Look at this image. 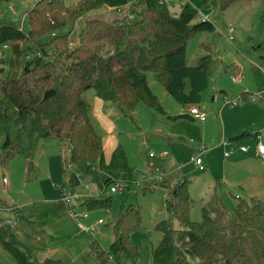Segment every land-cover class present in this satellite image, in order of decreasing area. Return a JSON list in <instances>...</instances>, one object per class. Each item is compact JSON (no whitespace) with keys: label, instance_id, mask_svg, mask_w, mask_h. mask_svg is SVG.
<instances>
[{"label":"trees","instance_id":"obj_1","mask_svg":"<svg viewBox=\"0 0 264 264\" xmlns=\"http://www.w3.org/2000/svg\"><path fill=\"white\" fill-rule=\"evenodd\" d=\"M218 1L226 10L242 0ZM103 8L120 9L122 15L113 20L87 19L75 33L81 20ZM214 31V24L198 17L189 3H182L174 15L164 0H79L71 6L62 0H38L23 23L0 16V48L12 51L8 74L0 68V93L7 100L0 101V122L12 104L18 109L19 132L32 117L39 138L64 142L67 166L75 167L69 175L70 187L80 185L79 174L103 193L83 199L81 207L110 210L112 197L105 195L107 189L136 182L137 174L121 144L106 159L85 93L94 90L99 99L114 103L127 116L141 101L165 113L147 82L146 74L152 72L177 102L197 105L209 85L214 60L205 56L196 65H188L187 40L192 33ZM179 117L194 119L189 113ZM18 151L7 133L0 164L6 165ZM32 169L30 162L28 172ZM189 183L184 179L163 185L170 193L166 210L180 228L174 229L170 218L156 224L161 238L152 247V264H264V200L237 197L236 210L231 212L215 194L202 206L201 221L194 222ZM59 205L67 207L61 200ZM115 218L114 241L108 250L93 242L92 255L101 264L117 255L139 264L141 249L131 236L143 229L140 209L124 203ZM8 233L0 227V247L16 264H65L61 259L25 253Z\"/></svg>","mask_w":264,"mask_h":264},{"label":"rangeland","instance_id":"obj_2","mask_svg":"<svg viewBox=\"0 0 264 264\" xmlns=\"http://www.w3.org/2000/svg\"><path fill=\"white\" fill-rule=\"evenodd\" d=\"M37 1L0 0V14L13 20L25 19ZM62 1L71 6L79 0ZM165 2L173 13L179 12L181 4L187 2L197 10L198 17L208 16L207 20L215 26L214 32H195L187 40L188 65H196L198 60L205 56L214 60L208 71L209 85L202 92L201 101L197 105L208 106L206 108L212 107L211 95L219 90L229 92L232 97H239L244 92L257 93L260 88H264V0H242L226 10L220 8L218 0H213V2L211 0H165ZM11 8L14 10L13 12L10 10ZM120 12L118 9L110 8L91 12L77 24L75 33L83 28L84 21L87 19L113 20L122 15ZM230 28L233 29L232 32ZM231 35L233 36L232 41L229 39ZM49 38L48 36L45 40H49ZM11 54L12 51L9 48H0V68L4 69L5 75L9 71ZM1 59L3 60L1 61ZM231 65L242 69L240 73L236 74L240 78L237 83L231 81L232 73L225 70L226 66ZM146 77L151 91L157 96L165 113H160L146 101H141L127 116L114 103L100 100L94 90L85 93L86 99L92 104L91 117L96 124L97 133L103 138V147L105 146V149L108 150L115 144H121L129 166L136 171L135 181L141 183L121 184L122 187H117L118 190L115 193H111L110 189H107L105 195L112 197L111 209L99 213L94 211L95 215L99 214V218L110 225L102 226L101 245H107L104 248H108L113 242L112 225L116 220L114 216L122 205L124 203L133 204L140 209L143 229L133 233L131 241L136 246L142 247V257L144 255L142 264H149L150 247L157 245L161 238L155 228L157 223L170 218L172 227L180 228L178 221L171 217L166 210L165 202L170 198V193L163 185L172 184L177 180H188L190 182L189 190L194 201L190 217L192 221L200 222L202 219L201 208L212 198L210 193L213 191L209 186L213 176L211 172L216 171L219 176L222 174L224 153L231 152L230 156H232L236 151L241 152V146L245 147L247 152L250 150L247 141L237 142V144L226 148L219 144L222 149L216 150L219 147L216 146V148L214 143L212 144L214 129L215 127L219 128L221 137L225 120L223 113L226 111L217 115V121L213 115H210L205 121L180 118L179 116L188 114L190 109L197 105H182L177 102L157 81L154 73L148 72ZM243 86L247 87V90L243 89L241 92ZM0 101H7L1 93ZM97 101H100L102 106ZM248 101L254 102L249 98L247 101L242 100L238 105H248ZM238 105L225 107V109H236ZM9 106L8 116L0 122V159L7 133L11 140L17 143L19 151L6 165L0 164V200L2 201L0 207L7 209L14 206L17 211L0 212V227L4 229H9L14 224L15 215L18 214V211L21 212L22 206L27 202L31 201L32 204H37L53 199L60 201L61 186L69 188V175L75 172L74 166H67L69 159L66 158L65 161V143L52 138H39L32 117L28 119L25 128L19 132L18 109L12 104ZM99 116L106 118V127L102 128L99 124ZM240 119L246 122L252 119L259 121L261 117L256 107L246 106V110L236 121ZM261 129L264 130V125ZM222 138L236 143L233 139L229 140L224 136ZM219 139L215 143H220ZM199 144L207 147V150L201 154L204 170H200L190 162L191 156L198 153ZM211 152H213L212 157L209 156ZM150 153L153 154L152 157H150ZM249 161L250 166L255 164V168L264 171V164L261 161L260 163L254 160ZM30 162L33 169L28 172ZM151 167L159 169L166 175L165 183L155 185V182L148 178ZM63 170L67 172L64 174ZM261 175L262 173L259 174L251 167L249 173L243 174L247 179L246 186L252 187L255 177ZM72 190L75 194H82L86 197L84 200L98 198L103 194L97 186L84 177L81 179V185ZM221 194L228 210L235 212L237 199L226 192H221ZM78 203L80 201L75 199L67 206L73 207L76 210L74 213H83L84 210L82 211L78 207ZM119 257L122 256L119 255ZM119 257L117 258L121 261ZM0 262L16 264L15 260L1 247ZM128 263L131 264L130 261Z\"/></svg>","mask_w":264,"mask_h":264},{"label":"crops","instance_id":"obj_3","mask_svg":"<svg viewBox=\"0 0 264 264\" xmlns=\"http://www.w3.org/2000/svg\"><path fill=\"white\" fill-rule=\"evenodd\" d=\"M173 14L178 15L179 12ZM239 68L240 67L235 65L232 68H230L229 71L226 70L229 73H232L231 81H232V77L236 76L237 73H240L242 71V69ZM239 79L240 78L237 75V80L235 82L233 81L232 82L237 83ZM243 89L247 90V87L244 88L243 86V88H241V92ZM216 92L225 93L229 96L231 95L229 92L224 90H219ZM258 92H262V95L260 97H257L254 100V102L248 101L247 103L248 105L244 104L239 106L241 104L240 103L238 105V108L232 110L225 108L221 109L218 104L212 103L211 99L210 101L212 103V107L210 108H206L208 106L200 107L199 105H197L199 108L208 112V117L210 115H213L216 118V121L218 119L217 115L218 114L220 115L221 112L223 113L226 111V113H223V116H225V120H224V128H223L222 136L220 137L219 135V128L215 127L214 129L213 142H212V144L214 143V147L216 146L219 147L220 143H215V142L216 140L219 139V137H220L219 139L220 142L223 136L227 137V139L229 140L230 139L235 140L236 138L242 137L241 142L247 141L249 144L248 145L250 149L249 152L242 153L236 151L234 155L227 158L225 157L223 159L224 167L222 174L220 176L216 171L211 172L213 176L211 178L212 181L210 182L209 186L211 191L213 192H211L210 195L214 196L216 194L217 196H219L223 204L225 202L222 198L223 196L221 192H226L228 195H231L236 199L238 198L249 199L254 197L264 200V171H260V169L255 168L254 167L255 164L250 166V161H249V160H254L258 163H260L261 161L264 164V161H262L256 155L255 152L256 143L260 139L262 140V136L264 135V130L261 129L262 125H264V88H260V90L257 91V93ZM247 93L244 92L243 94H241L243 95L244 101L249 100L250 94H252L250 92ZM230 97H232V95ZM97 103L101 104L102 106V103H100V101H97ZM246 106L256 107L260 114L261 119L259 121L252 119L251 121H247V122L242 119L236 121V119L239 118L241 114L246 110ZM101 116H99L100 119L99 124L103 128V126L106 127L105 125L106 118L104 116L103 117ZM94 126L97 131L95 123ZM117 145L118 144H115L114 146L109 147L108 150L105 149L104 146V153L107 160L110 159ZM218 149L221 150L222 148L219 147L216 150ZM192 150L194 151L193 148ZM209 156L212 157L213 152H211ZM251 167L257 170L259 174L262 173V175L259 177H255L253 181V186L249 187L246 186L247 179L245 178V176H243V174L245 172L249 173L251 171ZM67 189L72 190L71 187ZM0 202L2 201L0 200ZM78 207L82 211L84 210L83 214L85 212L87 213L86 216H84L83 218H81L80 216L79 218L73 216L72 212L76 210L71 206L69 207L67 206L65 209H61L59 205V201L56 199H53L52 201L49 202L37 203V204L36 203L32 204L31 201L27 202L22 206L21 212L18 211V214L15 215V220L17 221L16 226L6 229L9 232L8 237L10 241L14 245L19 247L22 251H24L27 254H34L40 259H45L47 257L57 258V259H61L65 264H101L100 261L94 255H92L91 245L93 242L96 241L99 243L100 248L103 250H108L111 245L110 244L108 248H104L107 245L106 246L101 245V241L103 238L101 229L102 226L107 227L108 224L105 223V221L99 223V221L102 219L99 218V214L95 215L97 211L99 213L104 209L94 210L96 212L89 211L86 208L81 207V202L78 203ZM104 211H109V210H104ZM86 228L88 229L95 228L96 231L95 233H91L85 230ZM112 241H114V238ZM152 247L153 246L150 247V251L148 253L149 264H152V253H151ZM141 248L142 247H140V249ZM142 253L143 250L141 249V254ZM117 257H119V255L115 257H110L109 260H107L103 264H129L128 263L129 260L126 259L124 256L119 257L121 261L118 260ZM143 258L144 255L142 259H140L139 264H142ZM145 259L147 261V254L145 255Z\"/></svg>","mask_w":264,"mask_h":264},{"label":"built area","instance_id":"obj_4","mask_svg":"<svg viewBox=\"0 0 264 264\" xmlns=\"http://www.w3.org/2000/svg\"><path fill=\"white\" fill-rule=\"evenodd\" d=\"M213 2V0H211ZM12 12L14 11L12 8L10 9ZM120 9H118L119 11ZM0 16H3L2 14H0ZM26 18V17H25ZM204 19H207L208 16H203ZM21 22H24V19L21 20ZM231 32H232V28ZM229 39L232 41L233 40V36L231 35L229 37ZM237 80V76L232 77V81L235 82ZM262 95V92H258V93H252L250 94V98L252 100H255L257 97H260ZM211 100L213 103L218 104L220 106L221 109L225 108V107H236L242 100H243V95L239 96V97H230L229 95L225 94V93H219L216 92L212 95ZM189 114L196 120L198 121H205L208 118V112L199 108L198 106H193L190 111ZM223 147H228V146H232V143L229 142L228 140L222 138L221 143H220ZM207 150V147L205 145H199L198 147V153H195L194 155L191 156L190 158V162L192 164H194L196 167H198L200 170H204V166H203V161L201 159V154L204 153ZM241 152H247V149L243 146L240 147ZM231 152H225L224 156L227 158L230 156ZM256 154L257 156L264 161V143L263 141L260 139L257 143H256ZM152 153H150V157H152ZM149 172H148V178L151 179L153 182H162L165 180L166 175L161 172L159 169H155L153 167L149 168ZM77 180L79 181L80 185H81V179L82 176L77 174L76 175ZM137 184H141L140 182H136ZM79 185V186H80ZM96 186V185H95ZM117 187H122L121 184H117L112 186L110 189L111 193H115L117 192L118 188ZM122 189V188H120ZM93 197V196H91ZM86 198L84 197L82 194H75L73 190L71 189H64L62 191V197H61V201L65 204V205H69L71 201L73 200H79L80 202L83 201V199ZM3 211H9V212H14L17 211V208L14 206H11L10 208L4 209L2 207H0V212ZM86 212L83 214H75L74 212H72L73 216H76V218H79V216H86ZM103 220H100L99 223H102ZM17 224V221H14V224L11 225V227H15ZM85 230H87L88 232L91 233H95L96 229L95 228H86Z\"/></svg>","mask_w":264,"mask_h":264},{"label":"water","instance_id":"obj_5","mask_svg":"<svg viewBox=\"0 0 264 264\" xmlns=\"http://www.w3.org/2000/svg\"><path fill=\"white\" fill-rule=\"evenodd\" d=\"M262 141H263V143H264V135L262 136Z\"/></svg>","mask_w":264,"mask_h":264}]
</instances>
